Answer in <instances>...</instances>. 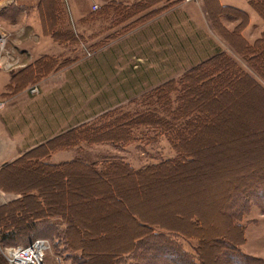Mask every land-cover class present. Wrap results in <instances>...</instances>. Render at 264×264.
I'll use <instances>...</instances> for the list:
<instances>
[{
	"label": "rangeland",
	"instance_id": "obj_1",
	"mask_svg": "<svg viewBox=\"0 0 264 264\" xmlns=\"http://www.w3.org/2000/svg\"><path fill=\"white\" fill-rule=\"evenodd\" d=\"M218 1L220 6L248 12L249 21L242 35L249 42L261 37L264 23L250 7L249 0ZM62 2L65 26L54 29L55 32L50 28L49 33L34 32L29 25L31 21L8 9L13 4L0 8V36L6 39L9 56L19 59L12 70L0 69V74L4 73L0 76V99L6 103L0 111V168H9L0 171V195L7 198L0 208H7L1 211L7 212L6 216L14 211L12 204L21 201L25 190L36 187L44 190L46 196V187L53 185L51 189H58L65 197L74 189L76 179L67 189L62 185L63 174L56 178L58 174H53L54 171L42 170L43 166L53 164L46 154L57 153L68 142L60 140L65 133L93 126L107 112L143 111L146 107L141 101L158 87L181 79L217 54H227L248 72V65L231 44H238L232 32L239 20L229 22L219 18L215 7L211 8L213 11L208 8V0H162L145 11V15H150L142 22H136L139 17L104 14L101 8L94 11V2L89 0ZM157 8L162 9L160 13H151ZM25 41H42L48 47L41 49L36 45L29 49L23 44ZM9 72L14 75L5 81L4 75ZM32 88L38 92L32 94ZM236 93L243 98L237 95L227 99L236 102L232 110L229 107L226 111L224 104L220 105L218 112L223 115V122L208 126L207 131H211L201 134L194 144L199 172L192 171L191 179L185 182L179 176L166 180L163 176L145 184L142 193L135 181L128 183L129 191L138 192L133 202L137 211L146 218L167 223L179 212H199L205 224L213 225L219 232L225 229L218 200L220 193L235 180L264 171V98L247 84ZM229 102L225 101L228 105ZM134 136L136 141L129 145L81 143L54 157L58 162L76 157L86 162L119 158L135 169L175 157L164 136L155 138L153 131L144 128H137ZM79 180L78 188L82 190L93 183L84 176ZM81 198L85 202L89 196L84 194ZM69 201L76 204L74 197ZM24 208L19 204L18 209ZM248 208L243 217L242 251L264 260V199L260 193L256 199L249 200ZM73 210L76 221L69 216L72 224L85 223L95 235L104 231L109 234L108 241L99 243V251L125 244L131 234L128 216L122 208L112 209L105 203L78 205ZM54 218L59 217L50 219ZM2 221L11 228L10 221ZM45 221L34 233L19 235L17 243L48 239L51 244L46 264H63L62 248L47 236L52 222ZM181 243L188 251L194 244ZM106 251L94 252V256L104 259Z\"/></svg>",
	"mask_w": 264,
	"mask_h": 264
},
{
	"label": "trees",
	"instance_id": "obj_2",
	"mask_svg": "<svg viewBox=\"0 0 264 264\" xmlns=\"http://www.w3.org/2000/svg\"><path fill=\"white\" fill-rule=\"evenodd\" d=\"M160 2L162 0H143L128 6L120 3L113 5L110 2L104 6L102 13H116L127 18L139 17L136 22H142L150 15H145V11ZM248 3L264 23V0H249ZM214 7L219 18L222 17L229 22L239 20V24L232 32L238 44H231L245 65H248V72L227 54H217L192 68L181 79L169 81L158 87L147 99L141 101L146 107L143 111L107 112L98 119L97 124L75 128L60 137V140L68 141L61 146L62 149L77 147L81 143L89 146L129 145L136 141L134 131L137 128H144L153 131L155 138L164 136L174 150L175 157L139 169L133 168L119 158L96 162L77 159L61 165L43 166L42 170L58 174L56 178L63 174L65 181L63 187L69 189L73 179H76V186L71 193L65 194V197L58 189L53 191L51 189L53 185L46 187L48 192L46 196L42 189H38L36 195L22 193L21 201L12 204L14 211L10 216H6L7 212L1 213L7 208H0V215L11 223V228H7L0 216L2 223L0 227L3 229L0 231L1 245H8L5 243L29 245L35 239L29 240L27 244H20L17 243L19 241L17 237L34 233L37 226L45 223V220L59 217L64 228L61 230L49 225L46 231L51 232L47 236L59 244L62 255L76 254L74 257L69 255L72 264H264L263 259L242 251L245 243L243 217L249 209L248 202L251 198L256 199L260 193L264 199V171L252 177L245 176L243 179L235 180L229 184V188L220 193L218 200L225 226L222 232L213 225L205 224L199 212L191 214L179 212L169 223L146 218L133 207L138 192L136 189L128 190V183L132 181L138 184L139 192L142 193L141 189L146 188L145 184L163 176L167 177L166 180L178 179L179 176L180 180L185 182L191 179L192 171L195 174L199 172L193 153L194 144L199 141L201 134H208L211 131H207L208 126L223 122V115L218 112L220 105L224 104L223 109L226 111L229 107L232 110L236 102L230 103L227 99L236 97L238 95L236 92L242 90L244 84L249 85L256 94L264 98V31L261 37L251 43L242 35L249 21V14L246 11L220 6L218 0H208L210 11H213L211 8ZM161 10L157 8L151 13H160ZM59 21V27L65 26L63 17H60ZM55 30L53 29V32ZM240 96L238 95V98L242 99L243 95ZM49 146L50 143L47 147ZM83 176L93 183L82 190L78 188L81 186L78 183H81L79 179ZM86 190L87 193H84ZM84 194L89 196L85 202L81 198ZM70 197H74L76 204L69 201ZM105 203L112 209L115 207L123 209L132 231L125 244L109 251H99L101 249L99 243L108 241L109 234L104 231L95 235L88 225L72 224L71 219L76 221L73 209L78 205L98 206ZM19 204L25 207L24 210L18 209ZM27 205L30 208H27ZM181 242L187 244L193 242L191 251H188ZM104 251H106L104 259L94 256V252ZM0 264H8L1 255Z\"/></svg>",
	"mask_w": 264,
	"mask_h": 264
},
{
	"label": "crops",
	"instance_id": "obj_3",
	"mask_svg": "<svg viewBox=\"0 0 264 264\" xmlns=\"http://www.w3.org/2000/svg\"><path fill=\"white\" fill-rule=\"evenodd\" d=\"M10 0H0V8L7 7ZM16 4H13V6H10L8 8L9 10L15 12L16 14H19L21 17H25V21L30 22V27L34 28V32H49L50 28L57 29L59 27V18L64 16V3L61 0H15ZM91 2H94V6H98V8L94 11H97L99 8L103 10L104 6L108 5L110 2L114 4L120 3L123 5H130L133 2L136 1H143V0H89ZM221 1V0H220ZM49 3V4H48ZM242 10V9H241ZM246 11V10H243ZM248 13V12H247ZM257 15V14H256ZM258 16V15H257ZM259 17V16H258ZM263 33V32H262ZM27 46V48H31L33 46L42 48H47V45H44L42 41H37L36 43H30L29 41H25L23 43ZM4 74V73H2ZM0 74V76L2 75ZM12 74L14 73L9 72L7 75H4L5 81L8 79L10 80L12 77ZM2 77V76H1ZM2 80V79H1ZM0 80V82H1ZM66 149L58 150L57 153H51L50 155L46 154V158H51V161L53 164L50 165H61L66 162H71L74 160H77V157L70 160H62V161H56L55 160V154L59 155V153H64ZM9 169V168H8ZM6 167H1L0 171H6L8 170ZM24 191V190H23ZM38 192V188L31 189L30 191L25 190V194H35ZM22 193V192H21ZM49 219L51 220L52 225L56 226L59 229H63L62 226L63 222L60 218H54ZM69 255L71 257H74L76 255L75 253H67L63 257V264H72V260L70 259Z\"/></svg>",
	"mask_w": 264,
	"mask_h": 264
},
{
	"label": "built area",
	"instance_id": "obj_4",
	"mask_svg": "<svg viewBox=\"0 0 264 264\" xmlns=\"http://www.w3.org/2000/svg\"><path fill=\"white\" fill-rule=\"evenodd\" d=\"M67 1V0H63ZM190 2L193 0H185ZM9 4H16L15 0H10ZM94 10L98 6L93 7ZM6 39L0 36V69L12 70L19 64V59L14 55L9 56V52L6 51ZM37 88H32L31 93L36 94ZM6 103L0 99V111L4 109ZM50 248V242L47 239L38 238L35 239L29 245H1L0 253L8 264H46V255Z\"/></svg>",
	"mask_w": 264,
	"mask_h": 264
},
{
	"label": "bare ground",
	"instance_id": "obj_5",
	"mask_svg": "<svg viewBox=\"0 0 264 264\" xmlns=\"http://www.w3.org/2000/svg\"><path fill=\"white\" fill-rule=\"evenodd\" d=\"M13 189H14V188H13ZM15 189H16V188H15ZM6 200H7V198H5L4 196H1V195H0V204L5 203Z\"/></svg>",
	"mask_w": 264,
	"mask_h": 264
}]
</instances>
